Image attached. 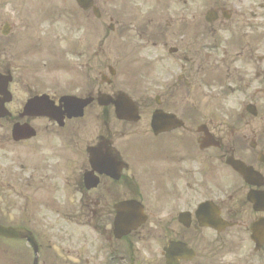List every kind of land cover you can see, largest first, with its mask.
Here are the masks:
<instances>
[{
	"label": "flooded vegetation",
	"instance_id": "obj_1",
	"mask_svg": "<svg viewBox=\"0 0 264 264\" xmlns=\"http://www.w3.org/2000/svg\"><path fill=\"white\" fill-rule=\"evenodd\" d=\"M45 2L52 6L47 19L53 23L44 19ZM76 2L0 0V54L37 53L41 44L50 43V27H66L67 35L58 39L69 44L70 53L79 60L76 67L82 71L81 87L73 94L89 99L82 117L70 118L59 127L43 118L18 116L21 99L37 95L39 83L33 89L27 82L25 91L20 87L22 80L15 81L17 88L13 87L14 79L9 84L13 99L6 105L12 106L14 114L5 119L8 124L0 120V141L20 148L32 161L64 146L72 156L70 166L66 165L68 176L49 174L47 170L46 176L51 175L48 178L56 186L59 178H64L65 195L70 198L79 193L84 202L85 218L77 213L72 200L67 201L68 210H51L53 221H48L50 216H42L37 226L41 251L38 264H166L164 256L157 261L156 248L161 245L163 251L171 240L186 241L196 250L193 258L179 257L180 249L171 247L169 256L175 260L172 264H206L214 259L215 244L204 237V228L198 227V234L186 230L175 218L167 217V210L182 207L189 191L200 192L193 168L202 160L199 152H204L197 151L195 143L203 138L197 131L203 117L197 114L195 103L203 100V87L213 88L217 93L212 99H217L229 92L247 93L249 77H264L262 63L256 62L249 71L256 56V48L249 43L257 36L264 41V0H94L99 18L92 8L81 9ZM65 15L66 23L60 19ZM80 30L86 31L85 38L73 40ZM239 66L243 71L238 70ZM221 72L224 78L216 79L215 74ZM140 75L146 80H140ZM124 92L139 108L136 121L116 115L112 103ZM49 94L55 98L57 90H49ZM188 99L195 101L191 102L192 109L183 106ZM159 110L180 117L184 126L156 133L154 116ZM18 121L47 124L37 125L31 140L13 142L12 125ZM169 121H159L160 126ZM229 128L225 124L209 129L223 151L216 157L237 155L239 150V158L253 163L264 174L263 163L259 162V154L264 151V109L257 107L255 115H237ZM236 132L255 144L256 154L239 144ZM148 148L149 176L132 173L131 164ZM89 150L102 155L105 161H96L93 167ZM127 199L142 202L149 217L140 229L118 238L114 220L118 205ZM237 206L232 200L224 209L236 217ZM60 218L89 226L83 249L69 245L78 233L69 224L56 222ZM192 225L197 228L195 222ZM51 226L57 230V239L48 233ZM139 243H149L144 253L135 246Z\"/></svg>",
	"mask_w": 264,
	"mask_h": 264
},
{
	"label": "rangeland",
	"instance_id": "obj_2",
	"mask_svg": "<svg viewBox=\"0 0 264 264\" xmlns=\"http://www.w3.org/2000/svg\"><path fill=\"white\" fill-rule=\"evenodd\" d=\"M32 0H29V2ZM46 3L44 4V6ZM41 51L37 53H26L23 55H13L12 62L10 63L13 67L21 68V69H30L33 71L32 74L34 75L39 73L43 77L47 79L48 82H51L53 84L57 83L61 85L62 87L69 88L70 84L73 83L76 84V82L80 79V76L76 74L75 69L62 65L66 64L67 61L63 59L61 54H56L58 58V64L62 65L57 68H50L52 66V50L53 46L47 42H44L41 44ZM63 68L68 69V71L63 70ZM21 89V88H19ZM216 175H212L209 177V179L215 183L220 182L221 178L225 179L228 175L222 174L221 178L217 176V178H214ZM10 207L3 205V210L0 212V219L13 221L16 220L17 215L19 214L18 208L21 207L22 202L20 198H11L10 199ZM229 237H234V240L231 244H229L227 247L231 250H234L236 248L242 247L243 249L240 251V253L232 254L230 255V258H233L236 260L239 256L249 255L250 252L247 250L249 243L245 241L244 233L242 232H232L229 234ZM5 246H0V249L4 248ZM3 260V252L0 250V262ZM242 264V263H239Z\"/></svg>",
	"mask_w": 264,
	"mask_h": 264
},
{
	"label": "water",
	"instance_id": "obj_3",
	"mask_svg": "<svg viewBox=\"0 0 264 264\" xmlns=\"http://www.w3.org/2000/svg\"><path fill=\"white\" fill-rule=\"evenodd\" d=\"M0 234L6 235V236H11V235L19 236V235H22L23 232H22V230H19V229L12 230V229H6V228L0 226Z\"/></svg>",
	"mask_w": 264,
	"mask_h": 264
}]
</instances>
